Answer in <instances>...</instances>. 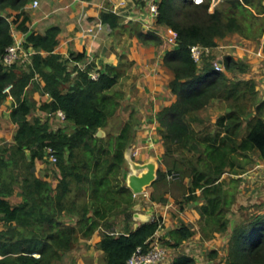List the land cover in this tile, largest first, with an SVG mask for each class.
Instances as JSON below:
<instances>
[{"label":"trees","instance_id":"16d2710c","mask_svg":"<svg viewBox=\"0 0 264 264\" xmlns=\"http://www.w3.org/2000/svg\"><path fill=\"white\" fill-rule=\"evenodd\" d=\"M34 1L0 0V13L18 12L12 22L0 16V61L15 42L13 25L28 35L27 45L37 51L27 69L7 68L0 62V105L12 99L11 122L18 127L14 143L0 146V264H60L79 242L90 241L100 232L105 264H128L139 249L149 252L163 225L159 218L131 227L136 199L126 183L125 154L137 134L134 112L117 132L107 131L122 107L124 95L116 87L127 75V66L120 61L118 66L100 70L95 63H87L85 54L71 53L68 58L57 54L60 28H50L43 35L30 33L27 7ZM101 23L112 32L123 28L122 17L110 9L101 15ZM154 26L177 35V47L164 56V65L174 75L169 89L177 100L156 116L166 165L171 169L159 170L152 186L173 182L168 179L173 172L180 180L191 179L184 204L203 203L197 210L203 237L211 240L228 231V214L239 194L241 179H231V187H226L222 177L242 175L256 163L254 158L264 163V100L254 79L230 77L236 72L248 75L247 61L228 55L222 63L218 61L225 70L219 72L214 57L205 58L200 67L192 50H213L220 40L234 34L264 39V0H224L215 7L213 0H160ZM130 32L144 45L164 43L157 31L145 33L138 24ZM79 64L86 65L85 69ZM94 72L98 79L92 78ZM35 82L43 95L52 98L40 108L29 96ZM217 100L224 112L212 126L211 119L202 115ZM37 109L63 112L72 130H54L43 117L31 120ZM100 130L106 136L98 137ZM48 149L57 158L56 188L34 173L37 161L46 162ZM17 189L22 202L13 205L10 198ZM151 200L168 202L164 197ZM119 217L127 221L123 233L116 230L114 220ZM194 235V230L182 224L170 231L168 244L177 249ZM173 264L197 262L181 255ZM226 264H264V213L234 229Z\"/></svg>","mask_w":264,"mask_h":264},{"label":"rangeland","instance_id":"374dc122","mask_svg":"<svg viewBox=\"0 0 264 264\" xmlns=\"http://www.w3.org/2000/svg\"><path fill=\"white\" fill-rule=\"evenodd\" d=\"M146 3H138L134 1L135 7L139 9V11L144 10V14H142V17L139 16L141 19L143 17H146L148 15H151L150 12V4L154 1L159 5V1L157 0H145ZM224 0H213V7H215L217 4L220 2H223ZM131 9V8H130ZM130 9L128 11H123L120 13L122 19H123V28L119 29L118 31H113L111 32L113 36H115V41L114 43L115 47L112 48L113 53H115L117 56L119 55V60L124 63L125 66H127V75L125 78L120 82V84L116 87V91L122 93L123 96V102L121 103L122 107L119 109L117 115L110 120V126L108 127L107 131L108 132H117L124 122H127L130 119L131 116V106H129L130 103H132L131 100L134 98V103L137 102L135 100L138 97V77L140 72L144 69V66L141 67L140 70V65L137 68V63L132 60H130L129 54H132L133 58L135 61H138V59H143L142 54H140V50L132 51L128 48L130 44V39L131 40L137 39L135 35H132L129 29L131 27H137V24L140 25L141 30L145 33L149 32L150 30H155L158 32L160 37H162L164 43L161 46H148L140 43V41L137 39V41L143 45L145 48L153 50V56H152V66H155V69H151L153 71V75H162L158 70L160 71L161 69L165 68L166 66L164 65V56L166 53L175 47H177V41L176 43H172V35L170 34L169 30H163L160 29L158 30L156 26L153 28L145 27L142 24V21L136 20L138 19L134 15L130 14ZM156 21V18H154ZM144 29V30H143ZM128 32V34H126ZM130 33V34H129ZM125 34V35H124ZM237 37V38H234ZM229 38H234L232 41L234 49H236V46H238L241 42L239 39L243 38L241 35L234 34L226 39ZM220 40L218 43V46L213 49V50H208V51H203L201 54V57L199 59L198 64L200 67L203 65V60L205 58H210L214 57L215 60L213 63L218 62V61H223L226 56L230 54V51L226 50L225 45L227 40ZM246 39V38H245ZM118 41V42H117ZM246 41L252 42L253 45H255L258 49L261 45L264 43V39L261 40H254V39H246ZM116 48L121 49L122 51H118ZM231 49V48H230ZM131 51V52H130ZM231 51H233L231 49ZM129 53V54H128ZM149 54V52H148ZM233 56V55H231ZM149 59V58H148ZM245 61L248 62L247 58H244ZM158 62H163V66L160 68L156 65H158ZM31 65L30 63H23L19 65L23 69H27L28 66ZM147 66L150 65V61L147 62ZM75 67V64H70V68L73 70ZM251 64H250V72L248 75H242L238 74L237 72L230 75V77L236 78V79H241V78H249L252 74L251 70ZM223 71L224 68H223ZM143 76H144V71H143ZM253 79V78H251ZM36 82L32 85V87L29 90V96H32L34 99L36 97V102H37V108H40L41 105L44 103V100L41 99L43 94L42 92L35 86ZM154 87V86H153ZM151 87H148L147 91L150 90ZM12 99H8L5 101L2 105L3 107L6 108L4 111L0 112V134L3 133V137L5 135H12L13 134V128L11 126V123H9L4 116L5 112H8L7 110L12 109V103L10 102ZM9 101V104H6V102ZM0 105V106H2ZM144 105V111L141 110H136L134 109V121L139 122L138 126L135 128L137 134L134 142L138 138V134L142 132V130L149 129V126L154 124L155 120H157L156 116H151L149 111H150V105L148 102L143 103ZM212 106V107H211ZM210 108L202 115V118L208 120L211 119L213 121L217 117L219 118V115H221L224 111H221L219 108V100L215 101L213 105H211ZM133 111V110H132ZM40 109H37L34 111L33 116L31 117V120H33L35 117H43L44 119L47 118L50 120L51 126H57V119L58 117L49 115V113L43 112L42 114L40 113ZM217 118V119H218ZM53 120V121H52ZM132 120V121H133ZM52 121V122H51ZM210 121V122H211ZM134 123V122H133ZM212 126L214 125L212 122L210 123ZM136 126V125H135ZM69 131L72 130V128L68 127ZM153 130L154 128L151 127ZM105 131V130H103ZM106 132V131H105ZM107 133V132H106ZM5 138V137H4ZM2 139V138H1ZM133 142V143H134ZM132 143V144H133ZM163 145V144H162ZM153 147L150 146L149 150L153 151ZM163 149L164 146H163ZM138 150V151H137ZM137 153L140 152V149H137ZM165 153V150L164 152ZM139 154V153H138ZM165 156H163L159 159V170L163 171L164 173H167L171 167L166 165V160ZM136 160V158H134ZM46 166L49 169H56L55 164L52 163L49 159H46ZM50 170V171H55V170ZM158 170V171H159ZM241 179V182L239 184V194H238V199L236 202V205L234 206V209L231 211L230 214H228V218L230 221L229 228L227 232L224 233H218L216 234L215 238L211 240H206L203 236L202 233V224H201V216L197 210L199 206H201L203 203L199 202H193L191 204L185 205L184 203L186 202L185 199V188H188L191 185V179L186 178L184 180H178L175 182H168L164 181L160 183L157 187H148L146 190H152V196L157 197V199H161L164 197L166 194H171L173 198L175 199L176 206L174 208H177V211H174L173 217H172V222L173 224L169 227H180L182 224L188 225L192 230L195 231V235L193 238L190 240L184 242V244L179 247V248H174L171 245L168 244V241L170 239V231L168 230V227L165 226V228L160 230V233L156 235V237L152 240L151 244L153 248L161 249L165 252V257L161 261L152 263V264H173L174 260L181 256V255H187L190 257H193L197 264H226V258L228 256V249H229V241L232 237V233L234 229L241 225L244 222H247L249 219L253 218L256 214H261L264 213V165H258V162L248 166V168L245 170V172L242 175L232 177L231 174H226L222 177V183L226 187H231L232 182L231 179ZM184 180V181H183ZM188 180V181H187ZM187 183L190 185L187 186ZM51 186L53 187V183H50ZM20 189L16 190L15 195L11 198V202L13 205H18L20 204L21 197H20ZM144 198V196H140ZM160 204V202H158ZM165 204V203H163ZM134 218V217H133ZM72 218H67V220H70ZM116 223V230L118 233H123L125 231V228L122 227L123 225L121 224L119 218L114 220ZM140 222V221H139ZM124 226L127 225V221L124 220L123 222ZM168 224V223H167ZM0 228H3V223L0 222ZM170 229V228H169ZM101 232L95 234V239L94 237L93 242L90 241H82L79 242L76 247L67 254L64 257V260L60 264H105V258L103 256V252L101 251L99 244L101 241ZM91 239V241H92Z\"/></svg>","mask_w":264,"mask_h":264},{"label":"crops","instance_id":"0c3cea01","mask_svg":"<svg viewBox=\"0 0 264 264\" xmlns=\"http://www.w3.org/2000/svg\"><path fill=\"white\" fill-rule=\"evenodd\" d=\"M39 5L37 8H34L33 2L27 7V11L31 16V21L28 23V27L30 29V33H37V34H45L50 28L58 27L60 28L61 32L58 37L59 45L56 48V53L62 55L65 58H68L71 53L74 54H85L86 61L89 63H95L97 68L103 70L105 66H118L120 64L119 55L117 56L113 53L112 48L115 47L114 43L115 36L112 35V31L102 25V28H98V24L101 23V15L107 9L121 15L123 11H128L130 8V14L134 15L138 19L142 21V24L145 27L153 28L155 24V19L148 15L143 17V11H139L137 7H135L133 0H95L93 2H84L82 0H37ZM160 0H157V2ZM142 13V14H141ZM18 12H14L12 10H7L3 13H0V16L7 17L11 22L15 19ZM90 29L93 32H90ZM144 30V29H143ZM130 31V29H129ZM128 34V32H126ZM130 34V33H129ZM12 35L15 41H24L27 42L28 35L20 32L16 26L13 25L12 27ZM125 35V34H124ZM237 38V37H234ZM234 38L226 39L225 48L230 51L229 55H233L234 57L244 59L247 58L248 63L251 64L252 74L249 78H253L257 82V89L260 92V99L264 100V47L261 45L259 49L253 45L252 42L246 41V39L241 38L239 41L241 42L238 46L233 45L232 41ZM130 44L129 49L131 53L134 51L140 50V54H142L143 59H138L135 61L132 54H129L130 60L137 63V68L140 65L141 67L144 66V69L140 72L138 77V97L135 99L137 100L134 103V98L129 99L132 103L129 104L131 106L130 110L131 113L136 110L144 111L143 103L148 102L150 105V115L154 116L157 115L160 111L164 108L171 106L173 103L176 102V96H174L170 89L169 84L174 79L173 73L168 68H163L160 71L162 75H153V69L155 66H152V56L153 50L145 48L141 45L137 39L131 40L130 37ZM118 42V41H117ZM233 51H231V49ZM118 51H122L119 48H116ZM149 52V54H148ZM149 58V59H148ZM150 61V65H146L147 62ZM163 62H158L156 65L160 68ZM152 69V70H151ZM144 71V76H143ZM41 86H44L42 83ZM154 86V87H153ZM32 85L30 86V88ZM148 87H151V91H147ZM29 88V89H30ZM36 99V97H35ZM44 102H51V96L44 94L42 98ZM37 100V99H36ZM12 103V100H10ZM9 104V101L6 102ZM4 105L0 106V112L4 111L6 108L3 107ZM212 107V106H211ZM133 110V111H132ZM8 112L4 113L9 123L13 128L12 135H5L3 137V133L0 134V146L7 145L10 146L14 143V136L18 130V127L11 122V110H7ZM42 114V112H40ZM130 113V114H131ZM218 118V117H217ZM217 118L212 121L213 124L216 123ZM154 124L149 126V129L142 130L138 134V138L136 141L131 145L130 151L132 153L137 149H140L138 157L136 158L135 162L141 165L149 163L152 159H155L159 163V159L163 156V140L160 135V131L162 130L158 121L154 118ZM53 121V120H52ZM51 121V122H52ZM57 126L52 127L54 130L61 128V127H70L69 123L63 124L59 119H57ZM72 127V126H71ZM151 127L154 129L152 130ZM1 132V130H0ZM105 132V131H104ZM106 134V132H105ZM2 138V139H1ZM152 146L154 149L153 151L149 150V147ZM138 151V150H137ZM256 163L261 166L264 165L258 158H254ZM126 183H127V176L130 173V167L128 161L126 162ZM47 168L46 163L44 161H37L36 166L34 168V173L37 177L48 181L49 183H53V188H56L58 185V178L60 177L58 169H54L55 171ZM188 181V180H187ZM190 184L187 183V186ZM128 186V183H127ZM144 196V198L140 197ZM152 197V190H146L145 194L135 196L136 199V207L137 210L135 211L143 217V219H135L131 223L132 229L138 228L140 225L159 219H162L163 228L165 226L168 227L169 231H172L178 227L174 226L169 227L170 224L172 225V217L174 211H177L175 199L171 194H166L164 198L168 200L167 203H158L153 202L151 200ZM11 201V198H10ZM22 201V198H21ZM76 218V217H75ZM77 219V218H76ZM119 220L122 227L125 228L123 222L124 217H119ZM140 221V222H139ZM168 223V224H167ZM170 223V224H169ZM162 228V229H163ZM170 228V229H169ZM160 233V231L158 232ZM95 239V236H94ZM87 242V241H86ZM90 242H93L90 240Z\"/></svg>","mask_w":264,"mask_h":264},{"label":"built area","instance_id":"2783aa9c","mask_svg":"<svg viewBox=\"0 0 264 264\" xmlns=\"http://www.w3.org/2000/svg\"><path fill=\"white\" fill-rule=\"evenodd\" d=\"M39 5L38 1L33 2V7L37 8ZM150 12L151 16L153 18H156L159 14V5L156 2H152L150 4ZM10 21V20H9ZM102 23H99L97 26L98 28H102ZM90 32H93L92 29H90ZM170 34L172 35V43H176L177 41V35L172 31L169 30ZM27 42L24 41H15L14 44L7 50V54L4 56V58L0 61L5 67H11L14 65H21L23 63H30L32 65V57L37 53V51L27 45ZM204 51L201 47H194L193 57L196 60V62H199V59L201 57L202 52ZM88 63V62H87ZM79 67L82 69H85L86 65L79 64ZM214 67L217 71H223V66L220 62H215ZM93 79H98L99 74L97 72H94L91 74ZM48 95V94H47ZM49 115L57 116L58 119L63 123H67L66 117L63 112L58 111L56 113H51ZM48 157L46 159H49L52 163H57V158L53 154V151L51 149H48L47 151ZM137 151H134L132 153V157L137 158L138 157ZM180 175L176 172H173L171 174H168L169 181H178L180 180ZM152 242V241H151ZM165 257V252L161 249L153 248L152 244H150V250L148 253H143L141 249L138 250L137 254L128 262V264H152L158 261H161Z\"/></svg>","mask_w":264,"mask_h":264},{"label":"water","instance_id":"95a60500","mask_svg":"<svg viewBox=\"0 0 264 264\" xmlns=\"http://www.w3.org/2000/svg\"><path fill=\"white\" fill-rule=\"evenodd\" d=\"M222 63V62H221ZM106 136L103 130L98 132V137ZM131 148V146H130ZM130 148L126 151L125 160L128 161L130 167V173L127 176L128 187L133 191L134 195H143L148 187H151L158 179L159 165L155 159H152L149 163L141 165L135 162L132 157V151ZM134 212L137 207H134ZM134 218H141L138 213H134ZM148 223V222H147Z\"/></svg>","mask_w":264,"mask_h":264}]
</instances>
